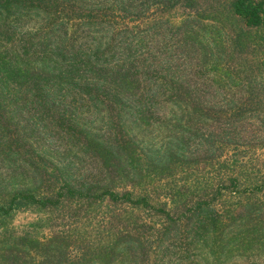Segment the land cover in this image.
I'll return each mask as SVG.
<instances>
[{"label": "rangeland", "instance_id": "rangeland-1", "mask_svg": "<svg viewBox=\"0 0 264 264\" xmlns=\"http://www.w3.org/2000/svg\"><path fill=\"white\" fill-rule=\"evenodd\" d=\"M70 1L0 0V59L8 62V74L15 70L23 76L25 71L32 74L33 66L55 64L60 50L58 39L49 34L53 22L49 17L59 10L66 20L73 10ZM93 2L103 18L98 20L100 29L106 30L113 25L125 29L124 12L142 10V18L134 22L136 31L145 29L140 33L144 40L139 60L153 64L157 78L186 75L195 106L184 112L161 100L152 105L136 97H118L116 104L107 107L102 103L109 100L105 97L81 93L38 98L30 96L34 94L27 91L28 85L7 82L6 89L17 95L6 94L9 105L0 104V204L7 206L20 189L56 199L60 192L66 194L65 177L90 194L62 196L59 207L46 210L22 205L7 217L8 228L15 236L42 240L63 236L72 256L76 250L90 252L92 246L105 248L117 240L124 248L125 236L119 227L136 228L144 242L139 252L113 248L103 264H226V255L235 257L231 264L246 262L221 240L216 246L210 243L213 249L208 254L207 245L198 247L192 242L182 221L183 235L155 209L135 210L131 203L99 195L106 187L135 190L136 195L148 193L155 208L165 207L173 218L186 223L195 219L200 196L220 210L250 204L249 197L255 204H264V190L244 185L247 178L264 184V28L248 27L233 16L231 0H191L190 8L182 3L187 0L175 4L136 0L120 11L112 7L114 0ZM189 10L201 16L216 15L217 20L211 26H195L197 39L194 45L184 44L187 50L183 51L177 44L182 38L178 25ZM70 21L65 30L73 48L64 43L67 55L79 51L81 43L89 46L91 38L88 20L83 25L75 18ZM155 22L161 25L156 28ZM47 34L50 40L43 41ZM199 41L206 55L198 52ZM170 64L176 67L172 70ZM5 75L0 71L2 81ZM12 101L33 104L14 105ZM223 177L227 183L220 181ZM232 177L240 178L236 190ZM165 226V231L158 232ZM25 257L26 264H42ZM36 257L37 261L44 258Z\"/></svg>", "mask_w": 264, "mask_h": 264}, {"label": "trees", "instance_id": "trees-1", "mask_svg": "<svg viewBox=\"0 0 264 264\" xmlns=\"http://www.w3.org/2000/svg\"><path fill=\"white\" fill-rule=\"evenodd\" d=\"M135 1L114 0L111 5L115 10L120 11V9L125 7L126 3L132 7ZM170 1L174 4L182 2V0ZM189 1L191 0H187L185 4L184 2L182 3L190 8L192 6L189 4ZM70 4H72V7H69V9L73 10L70 14H67L66 20L59 10L49 17V19L53 20L50 28L51 33L49 32V34L54 39L55 37L58 39L60 50L52 67L45 65L44 67L33 66L31 69L33 73L29 74L25 71V75L23 76L22 74L24 73H17L18 71L15 70H12L13 72L11 71L12 73L8 74V62H5L3 57L2 60L0 59V71H5L6 73L3 81L0 78L1 105H9V101H5L8 98L6 94H10L11 96L17 95L6 89L8 86L7 82L13 81L17 87L28 85L27 91L34 94L30 96L38 98L78 96L83 93L95 98H108V101H102L107 107L116 104L115 100H119L118 97H136L152 105L157 104L161 100L162 102H166L167 105L180 108L184 112H189L191 107L195 106L192 100L193 86L186 75H183L184 77L157 78V70L153 67V64L139 60L141 57V46L143 45L142 41L144 40L141 39L140 33L144 32L145 29L141 32L140 30L136 31L138 25L136 26L134 22L142 18V10L140 12L138 10L124 12L125 29H119L118 26L113 25L110 30H106L105 28L100 29L101 26L98 20H102L103 18L99 17V9L96 10L97 8L93 0H71ZM230 7L233 16L242 19L246 26L264 28V0L258 2H255V0H231ZM77 12H81L82 14ZM73 13H75V16L70 17ZM71 18L82 21V25L85 24V19L88 20L86 28L91 33L89 35V38H91L87 43L89 46H84L81 43L79 44V51H74L67 55L66 53L68 52H65L64 43L68 42L69 46L73 48L69 41L70 33L65 30V27L68 26L67 24L71 23ZM119 18H122V16ZM216 20V15L201 16L196 11L189 10L185 18L178 25V30L182 34V38L177 41L179 48L186 51L187 47L184 44H188L189 46L194 45L192 42H194V39H197L194 34L195 26H211ZM164 23L168 25L170 21L163 20ZM159 25H161L160 22H155L156 28ZM49 34L46 35V38L43 37V41L50 40ZM197 44H200L198 52L201 56L206 55L205 50L203 51V43L199 41ZM117 47H121L120 50ZM169 66L172 70L176 67L174 64H170ZM147 85L149 86L148 89ZM4 90L9 92L4 93ZM141 92H143L142 95ZM162 96L166 98L161 99ZM17 97L26 98L28 96L20 95ZM12 103L14 105L23 104L24 106L33 104V102L29 101L21 103L20 101H12ZM41 103L37 104L41 105ZM146 109L148 108L145 107L143 110ZM88 134L90 133L88 132ZM218 160H216V163H219L217 162ZM140 171L142 172V170ZM64 179L63 181L67 189L66 194L60 192L56 199L52 197H40L35 193L20 189L13 193L7 206L4 203L0 204V228L2 227L0 234V261H2L0 264H26L25 254L31 256L35 263L40 262L42 264H103L105 255L111 253L113 248L128 253H132V251L139 252V248L144 244L142 236L137 235L138 230L136 228L130 229L126 228L127 226H125V229L119 227L121 234L125 236L123 241L124 248L120 244L121 241L117 240L116 243L109 244L105 248L100 247L95 250L92 246L89 250L90 252L76 250L77 254L73 256L71 251L67 253L69 245L63 236L58 237V239L52 236L51 238L42 240L12 234L6 224L8 221L7 217L15 210L20 209L22 205L32 204L41 210H46L59 207L61 204L58 203L61 201L62 196L74 197V195H77L85 197L90 195L84 190L77 188L79 187V183L72 180V178L68 180L65 177ZM226 179L227 177H223L220 181L227 183L228 180ZM247 179L246 184H244L245 186L254 185L256 191L263 192V183L256 179ZM231 180L235 182H233V185L234 190H236L235 187L239 186L240 178L232 177ZM84 183L86 186L92 185V183ZM219 189V194H222L221 188ZM225 189L233 193L235 192L231 191L232 189L229 186H225ZM136 194L135 190L119 192L113 188L106 187L104 192L99 195V198L108 199L112 202H128L131 203L129 205L135 210L145 211L155 209L159 216L171 219L172 221L168 220V224L179 229L181 235H183V227L186 228L185 225H187L186 231L190 233L191 239H194L192 242L198 244V247L207 245L208 254L213 249L210 248V243L213 242L216 246L221 240L225 244V248L233 250L238 254L241 253L239 256L243 257L246 262L242 261L239 264H264V204H255L253 197H249L248 199L250 204H238L233 208L229 207L227 210H220L204 196H200L202 200H197L196 204L198 206L193 213L195 219H190L186 223L181 218H173L171 212L165 207L155 208L151 204L150 194ZM210 219L212 221H208ZM181 221L185 225L181 224ZM177 222L180 223L177 224ZM165 230L166 226L159 228L158 232ZM205 232L206 235L201 240H197V237ZM28 241H30V244L32 242L35 243V246L30 247V244L27 245ZM18 246L24 247L25 250L23 248L20 249ZM37 255L44 258L37 261ZM212 255L215 257L214 253ZM197 256L201 255L198 254ZM56 257L58 258L57 260H55ZM234 258L226 255V264H231Z\"/></svg>", "mask_w": 264, "mask_h": 264}]
</instances>
